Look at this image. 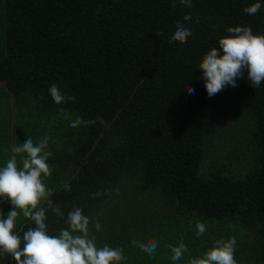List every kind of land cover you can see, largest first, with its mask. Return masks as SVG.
<instances>
[{
	"label": "trees",
	"instance_id": "16d2710c",
	"mask_svg": "<svg viewBox=\"0 0 264 264\" xmlns=\"http://www.w3.org/2000/svg\"><path fill=\"white\" fill-rule=\"evenodd\" d=\"M257 2L0 0V168L14 155L21 166L12 148L28 136L54 138L51 199L65 219L83 209L98 248L123 249L115 264H189L233 236L237 264H264V82L245 73L209 97L197 67L228 27L264 35V7L244 11ZM178 21L192 35L169 43ZM53 84L75 100L57 105ZM60 108L105 123L71 128ZM47 216L49 235L67 227ZM30 227L21 212L14 231ZM134 239L156 240L155 256ZM181 239L188 252L172 261Z\"/></svg>",
	"mask_w": 264,
	"mask_h": 264
},
{
	"label": "clouds",
	"instance_id": "9594fccd",
	"mask_svg": "<svg viewBox=\"0 0 264 264\" xmlns=\"http://www.w3.org/2000/svg\"><path fill=\"white\" fill-rule=\"evenodd\" d=\"M187 8L192 7V0H179ZM173 3V7H175ZM264 7L257 2L244 8L245 13L255 15ZM184 20H190V15H185ZM169 43L178 41L185 43L192 35L190 28L183 22L175 23ZM231 35L220 38L217 47L211 48L198 64L202 70L201 79L204 80L205 89L212 97L227 86L235 88L236 81L247 74L253 88L264 82V35H255L250 26L228 27ZM156 36H163L157 31ZM189 94L194 95V89L186 86ZM52 100L57 105L74 101L75 97L67 95L58 85L49 88ZM59 113L64 120L69 122V127L77 128L95 124L97 121L104 124L103 117L95 120L82 119L64 108ZM54 138L45 135L38 140L28 136L27 140L19 146L12 148L13 153L19 154L21 166L18 167L16 156H12L6 166L0 168V204H10L11 208L5 216L0 209V258H10L15 264H115L126 260L122 255V248H113L108 245L97 247L96 236L90 228V218L83 213L80 207H74L67 213L66 219L62 209L51 199L52 190L46 188L44 179L52 174L48 163L53 153L48 150L49 142ZM70 187L65 191H70ZM63 220L67 227L61 228L58 235H49L47 211ZM22 212L23 217L30 219L35 227H30L21 236L14 231L15 222ZM96 231L101 229V224L94 223ZM197 237L207 231L205 223L197 221L195 224ZM132 245L138 247L149 258L155 256L160 246L154 239L133 240ZM171 249L172 261L182 259L188 252L182 239L178 246H168ZM236 238L219 239L214 241L213 247L200 258H193L189 264H237L234 259Z\"/></svg>",
	"mask_w": 264,
	"mask_h": 264
},
{
	"label": "rangeland",
	"instance_id": "374dc122",
	"mask_svg": "<svg viewBox=\"0 0 264 264\" xmlns=\"http://www.w3.org/2000/svg\"><path fill=\"white\" fill-rule=\"evenodd\" d=\"M9 259L10 264H11V259L10 258H0V264H6L7 260Z\"/></svg>",
	"mask_w": 264,
	"mask_h": 264
}]
</instances>
